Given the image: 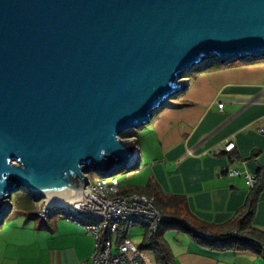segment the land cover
<instances>
[{"label": "water", "instance_id": "95a60500", "mask_svg": "<svg viewBox=\"0 0 264 264\" xmlns=\"http://www.w3.org/2000/svg\"><path fill=\"white\" fill-rule=\"evenodd\" d=\"M262 57L264 0H0V224L21 187L59 206L87 197L88 171L133 170L119 134L187 71Z\"/></svg>", "mask_w": 264, "mask_h": 264}, {"label": "crops", "instance_id": "0c3cea01", "mask_svg": "<svg viewBox=\"0 0 264 264\" xmlns=\"http://www.w3.org/2000/svg\"><path fill=\"white\" fill-rule=\"evenodd\" d=\"M183 79L186 89L165 101L136 136L139 160L128 180H141L120 186L143 189L150 183L162 200L180 196L195 221L216 230L247 198L243 173L264 170V132H258L264 127V57L210 60ZM225 141L234 142L230 151L220 150ZM226 166L242 173L228 177ZM24 202L0 224V264H83L89 258L94 240L80 224L55 213L41 218V205L32 198ZM252 225L264 230V189ZM163 239L176 264H264L262 254L211 250L175 230Z\"/></svg>", "mask_w": 264, "mask_h": 264}, {"label": "built area", "instance_id": "2783aa9c", "mask_svg": "<svg viewBox=\"0 0 264 264\" xmlns=\"http://www.w3.org/2000/svg\"><path fill=\"white\" fill-rule=\"evenodd\" d=\"M183 78L180 80L185 83ZM218 107H222V102L218 103ZM258 132L263 133L264 127H259ZM233 147V141H225L220 145V150L227 152ZM223 171L228 177L242 173L229 166L223 167ZM85 175L88 179L84 187L87 197L81 192L82 198L59 206H49L42 202L37 215L46 219L55 213L80 224L92 236L94 247L83 264H153L150 253L130 237L133 226L139 225L155 232L165 218L153 197L135 192L119 194L120 183L112 175L98 176L95 182L90 180L87 173ZM243 176L246 185L252 187L255 175L244 172ZM262 255L264 257V248Z\"/></svg>", "mask_w": 264, "mask_h": 264}, {"label": "trees", "instance_id": "16d2710c", "mask_svg": "<svg viewBox=\"0 0 264 264\" xmlns=\"http://www.w3.org/2000/svg\"><path fill=\"white\" fill-rule=\"evenodd\" d=\"M255 177V182L250 187L243 206L235 212L228 223L218 227L216 230H211L209 225L195 221L186 208L182 197L172 195L166 200L160 199L150 183L146 184L143 189L120 186L118 193L135 192L153 197L155 205L164 215L165 218L159 223L155 232L149 229L145 230L140 243L141 248L152 253L154 264H176L163 239V234L168 230L183 232L200 245L211 250L251 251L262 254L264 230L254 227L252 218L259 195L264 189V170H258ZM29 198L28 200H31V197ZM165 208L169 210L166 211ZM31 209L34 208L31 207Z\"/></svg>", "mask_w": 264, "mask_h": 264}, {"label": "rangeland", "instance_id": "374dc122", "mask_svg": "<svg viewBox=\"0 0 264 264\" xmlns=\"http://www.w3.org/2000/svg\"><path fill=\"white\" fill-rule=\"evenodd\" d=\"M189 72L190 71H187L185 74H189ZM144 126H142L140 128H136V129H127V130L121 132L119 134V137L122 140H131L136 145V136H139L140 133L142 134L141 129ZM142 152H143V150H142ZM141 156H144V155L142 154ZM142 159H143V157H142ZM134 170L135 169H133V171ZM87 175L89 176V178L92 182H95L99 178L98 175L93 171H88ZM111 177L116 178L119 181V183L126 181L125 183H127V184L136 183L137 181L141 180V176H136V177H133V178L128 180V170L117 172V173L113 174ZM29 197L30 196L28 194V191L25 188L21 187L20 189H18L17 191H15L11 194L9 201L11 202L13 209H16L17 207L22 208L20 206L23 203H25L24 201L30 199ZM41 203H42V201L36 202V204L39 206L41 205ZM145 230L146 229L144 227L139 226V225H135L130 230V237L135 242L141 243Z\"/></svg>", "mask_w": 264, "mask_h": 264}, {"label": "bare ground", "instance_id": "6f19581e", "mask_svg": "<svg viewBox=\"0 0 264 264\" xmlns=\"http://www.w3.org/2000/svg\"><path fill=\"white\" fill-rule=\"evenodd\" d=\"M70 203H72V201ZM70 203H66V204H70ZM66 204H64V205H66Z\"/></svg>", "mask_w": 264, "mask_h": 264}]
</instances>
